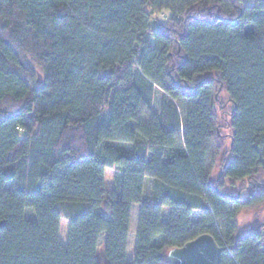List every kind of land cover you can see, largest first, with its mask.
I'll return each instance as SVG.
<instances>
[{
	"label": "trees",
	"instance_id": "trees-1",
	"mask_svg": "<svg viewBox=\"0 0 264 264\" xmlns=\"http://www.w3.org/2000/svg\"><path fill=\"white\" fill-rule=\"evenodd\" d=\"M262 176L264 2L0 0V264H169L201 234L264 264V224L238 223Z\"/></svg>",
	"mask_w": 264,
	"mask_h": 264
},
{
	"label": "rangeland",
	"instance_id": "rangeland-1",
	"mask_svg": "<svg viewBox=\"0 0 264 264\" xmlns=\"http://www.w3.org/2000/svg\"><path fill=\"white\" fill-rule=\"evenodd\" d=\"M246 4H253L255 0H243ZM167 13L162 11L161 13H151V22H161L167 19ZM220 87V86H219ZM217 102H216V114L217 119L219 121V135L221 136L222 145L225 149L224 156L218 157L216 160L215 168L213 172V177L218 179L219 173V164L220 161L222 162L227 156L230 148V129H229V114L232 108V105L228 102V99L223 93V91H219L217 94ZM113 173V168H107L105 170V184L106 187L109 188L111 184V177ZM262 180H264V176H262ZM259 180L255 182V185L252 187H248V191L250 193H255L256 191H260L264 188L263 185H258V182H262ZM215 181V180H214ZM257 183V184H256ZM138 213V205H133L132 208V215H131V223H130V234H129V245L127 256L129 259H132L133 249H134V237H135V230L137 224V214ZM238 223L241 228L249 227L250 225H258L263 223L264 224V204L256 209L247 210L242 212L238 217ZM65 235H66V220L63 219L61 222V229H60V240L61 243H65ZM102 238H100V241ZM101 245V244H100Z\"/></svg>",
	"mask_w": 264,
	"mask_h": 264
},
{
	"label": "water",
	"instance_id": "water-1",
	"mask_svg": "<svg viewBox=\"0 0 264 264\" xmlns=\"http://www.w3.org/2000/svg\"><path fill=\"white\" fill-rule=\"evenodd\" d=\"M40 81L38 75L37 82ZM3 224L0 221V227ZM220 252V247L211 235L201 234L180 247L169 249L166 258L169 264H219Z\"/></svg>",
	"mask_w": 264,
	"mask_h": 264
}]
</instances>
